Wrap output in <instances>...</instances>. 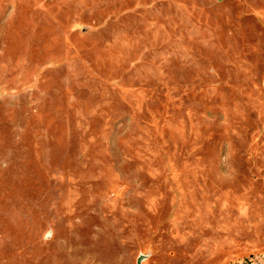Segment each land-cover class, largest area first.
<instances>
[{"label":"rangeland","instance_id":"rangeland-1","mask_svg":"<svg viewBox=\"0 0 264 264\" xmlns=\"http://www.w3.org/2000/svg\"><path fill=\"white\" fill-rule=\"evenodd\" d=\"M0 264H264V0H0Z\"/></svg>","mask_w":264,"mask_h":264}]
</instances>
